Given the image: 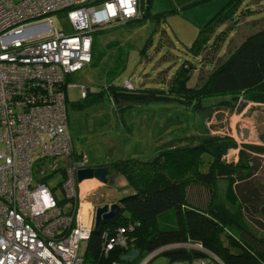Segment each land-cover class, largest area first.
Masks as SVG:
<instances>
[{"label": "trees", "instance_id": "1", "mask_svg": "<svg viewBox=\"0 0 264 264\" xmlns=\"http://www.w3.org/2000/svg\"><path fill=\"white\" fill-rule=\"evenodd\" d=\"M181 1L184 4L180 9L207 0ZM244 1H227L198 28L189 49L193 56L204 57V60L207 52V56H211L207 63L212 67L206 74H200L203 71L199 70L194 86L188 85L192 66L183 67V63L166 89L135 88L134 85L127 88L124 84L90 86L84 97L72 102L73 108L83 109L105 97L117 114H124L134 105L176 101L200 117L199 120L196 117L197 124L193 125L198 133L156 144L157 152L150 159L131 157L95 164L110 166L113 173L123 176L128 191L117 201L120 204L117 214L91 232L82 254L83 264H110L112 259L131 248L145 255L162 247L165 249L158 255L166 256L170 262L191 264L212 258L217 264H264V216L261 213L264 183L247 184L259 165L253 154H264V145L238 144L231 136L212 134L206 123L219 110L238 111L248 102H264V26L244 36L228 50L225 58L217 61L213 58L221 37L216 34V26L226 24L234 28L240 16L245 18L244 15L252 13L249 8L241 9ZM176 10L150 14L142 7L138 17L122 25L142 23L150 16L158 20ZM231 148H239L236 161L225 158ZM73 157L81 158L82 154L74 150ZM65 162H40L37 172L42 180H47L59 170L63 180ZM219 179L225 180V193L217 188ZM193 184L208 188L209 198L205 205L187 204L186 192ZM56 190L60 206L67 207L65 195ZM123 225L133 226L128 232L130 245L116 248L108 257L103 256L104 233L111 234Z\"/></svg>", "mask_w": 264, "mask_h": 264}, {"label": "built area", "instance_id": "2", "mask_svg": "<svg viewBox=\"0 0 264 264\" xmlns=\"http://www.w3.org/2000/svg\"><path fill=\"white\" fill-rule=\"evenodd\" d=\"M140 12L141 0H0V264H83L80 247L94 220L80 218L83 180L77 171L89 166L73 157L68 90L88 93L71 78L91 62L94 31L122 25ZM53 13H62L71 31L57 29L49 18ZM123 84L133 87L131 79ZM61 160L69 162L56 190L37 167ZM54 190L65 195L68 208ZM132 230L123 225L104 233L102 255L128 247ZM164 249L142 255L131 248L110 264H146Z\"/></svg>", "mask_w": 264, "mask_h": 264}, {"label": "rangeland", "instance_id": "3", "mask_svg": "<svg viewBox=\"0 0 264 264\" xmlns=\"http://www.w3.org/2000/svg\"><path fill=\"white\" fill-rule=\"evenodd\" d=\"M158 3L161 6L160 10L164 11L157 10ZM183 4L181 0H150L148 9L150 14L169 11L172 8L177 10L167 13L158 20L150 16L142 23L98 27L92 35L94 51L91 62L71 79L85 84L88 89L90 86L122 85L126 78L132 80L135 88L166 89L173 74L184 63L183 67L189 64L192 66L188 85L194 86L199 70L203 71L200 74H206L212 67L211 63H207L211 56H207L206 52L204 60V57L191 54L189 46L198 28H194L186 14L180 12L188 9V7L180 9ZM142 7L146 9V0H141V10ZM246 8L252 13L244 15L245 18L240 16L237 24L234 23L236 27L231 28L226 24L216 26V34L219 33L221 37L213 55L215 61L225 58L228 50L237 45L249 32L264 26V0H245L241 9ZM60 16L62 13H53L49 18L57 29L71 31L69 23ZM74 89L77 88L69 89V94L75 91ZM262 110L264 102L257 101L244 104L238 111L222 109L210 116L206 122L207 127L212 134L231 136L238 144L242 142L263 144L258 138L259 133L264 131ZM68 115L74 150L78 155L82 154L81 158L89 166L131 157L150 159L157 152L156 144L181 135L198 133L192 123L197 124L196 117L199 116L176 101L134 105L124 114H117L110 100L104 97L83 109L69 105ZM243 128L249 130L247 140L242 138ZM238 152L239 148L229 149L225 156L226 160L234 161L236 156L238 159ZM253 156L259 165L253 178L247 182L248 185L255 182L264 183V154ZM112 174L117 179V174ZM61 180L62 174L58 170L47 178V183L57 189V184ZM111 181L112 176L107 186H103L104 184L97 180L83 186L80 184L79 204L82 206L87 204L92 209L94 206L114 203L122 192L116 189L117 182ZM225 187V180L219 179L217 188ZM82 214L83 221L88 223L95 217L92 210ZM84 246L82 243L80 251ZM181 264L186 262L182 261Z\"/></svg>", "mask_w": 264, "mask_h": 264}, {"label": "crops", "instance_id": "4", "mask_svg": "<svg viewBox=\"0 0 264 264\" xmlns=\"http://www.w3.org/2000/svg\"><path fill=\"white\" fill-rule=\"evenodd\" d=\"M226 2H225V0H223V1L222 0H207V1H204L200 4H197L191 8L183 10V11H181V13L183 15L186 14V16L188 17L189 23L192 24V26L197 29V28L201 27L202 25H204L211 17H213L214 14H216L222 8V6H224V4ZM157 6H158V8H157L158 11H164V10H160L161 6L159 3L157 4ZM74 90L75 91H71L70 94L68 92V105H70V106H72V102H74V100L76 98L79 99L81 97L80 93L78 92V89H74ZM192 125H194V123H192ZM187 135H190V134H187ZM236 160H237V156L235 157L234 161H236ZM104 162H106V161H104ZM112 173H113V171H112ZM112 173H111L112 181L115 180L117 182L116 183L117 186H115L116 189H119L122 193L127 192L128 190L125 187L126 181H125L124 177L117 174V179H116V178H114ZM108 184H110V183H106L104 185L102 183L103 186H107ZM102 185H100V186H102ZM97 186H99V185H97ZM220 191L222 193H225L226 187L223 189H220ZM208 198H209V190L206 186H203L201 184H198V185L193 184L187 189V192H186L187 204H191L194 206H203L206 204ZM118 199L115 200V202H117ZM104 202H107V201H104ZM97 207L98 206H94V207H92V209H91V207H87V209L84 210V207L79 204L81 220H83L82 212H90L91 210L95 212ZM94 216H95V214H94ZM84 244L86 246V242ZM85 246H84L83 250L80 251L81 254H83ZM80 249H81V247H80ZM207 261L210 263H213V264H217V262L215 260H213L212 258H207ZM169 262L170 261L166 256L160 254V255H156L155 257H153L149 261L148 264H169ZM186 264H188V263L186 262Z\"/></svg>", "mask_w": 264, "mask_h": 264}, {"label": "water", "instance_id": "5", "mask_svg": "<svg viewBox=\"0 0 264 264\" xmlns=\"http://www.w3.org/2000/svg\"><path fill=\"white\" fill-rule=\"evenodd\" d=\"M150 0H146V10L149 9ZM264 113V110H262ZM249 136L248 128L242 129V138L247 140ZM259 141L264 144V131L258 135ZM112 173V168L110 166H89L77 171L78 181L86 179H96L97 181L106 184L109 182V176ZM120 209V204L114 202L111 205L106 203L103 206H98L95 211L94 222L92 225V231H95L99 228L101 223L106 219L113 218ZM261 213L264 216V206L261 208ZM163 251V250H162ZM161 251V252H162Z\"/></svg>", "mask_w": 264, "mask_h": 264}, {"label": "bare ground", "instance_id": "6", "mask_svg": "<svg viewBox=\"0 0 264 264\" xmlns=\"http://www.w3.org/2000/svg\"><path fill=\"white\" fill-rule=\"evenodd\" d=\"M94 180L96 181V179H93V180L92 179H90V180L89 179L83 180V182L81 183V186L87 185L88 183H92ZM83 207H84V210H86L87 207H88V205L87 204H84Z\"/></svg>", "mask_w": 264, "mask_h": 264}]
</instances>
